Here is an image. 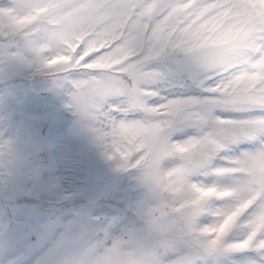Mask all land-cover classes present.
<instances>
[{"label":"clouds","instance_id":"9594fccd","mask_svg":"<svg viewBox=\"0 0 264 264\" xmlns=\"http://www.w3.org/2000/svg\"><path fill=\"white\" fill-rule=\"evenodd\" d=\"M86 3L0 0V64L17 62L57 85L71 84L66 107L119 170L135 175L146 197L125 227L87 218L65 224L59 212L51 213L32 264H226L222 258L232 253L264 250V173L248 163L264 154V135L252 148L236 150L245 138L233 137V120L216 115L241 109L226 102L235 90L207 91L200 101L208 102L198 105L205 120L174 118L168 102L185 99L152 95L177 62L206 88L259 73L264 89V0H110L100 24L73 15ZM185 3L190 7L183 9ZM174 10L184 29L176 42L159 55L153 50L150 56L149 46L132 49L126 59L116 55L123 41L113 39L114 32L126 25L134 34L153 35ZM98 60L107 66L89 67ZM73 73L79 78L69 79ZM133 87L157 112L134 106L126 94ZM27 166L4 120L0 176Z\"/></svg>","mask_w":264,"mask_h":264},{"label":"rangeland","instance_id":"374dc122","mask_svg":"<svg viewBox=\"0 0 264 264\" xmlns=\"http://www.w3.org/2000/svg\"><path fill=\"white\" fill-rule=\"evenodd\" d=\"M77 78L78 73L69 77ZM71 90V84L58 86L53 77L17 62L0 64V124L7 121L8 134L28 160L24 170L0 176V264H32L45 219L53 212L65 224L87 218L101 226L125 227L135 222L146 197L135 175L119 170L66 107ZM153 90L159 101L207 98L198 74L178 62ZM216 115L240 121L264 117V110ZM257 139L239 141L236 150L252 148ZM222 259L226 264H261L264 256L248 249Z\"/></svg>","mask_w":264,"mask_h":264},{"label":"snow or ice","instance_id":"6c2138e0","mask_svg":"<svg viewBox=\"0 0 264 264\" xmlns=\"http://www.w3.org/2000/svg\"><path fill=\"white\" fill-rule=\"evenodd\" d=\"M109 2L110 0H87V3L81 8L73 11V15L79 19L90 22L95 21L97 24H100L108 16ZM189 7V3H185L183 5V9H187ZM183 9H181V12ZM148 11L150 13L151 9ZM194 12L195 9H193V13ZM193 13H188V15H192ZM200 14L202 15L203 13ZM179 15L180 12H176V10H174V18L172 21L162 22L157 26L154 34L150 36H145L143 32L139 31V29H137L136 34H134L132 29L128 28L126 25L121 27L119 33L114 32L112 34L113 39L123 41V45L117 49L116 55L119 56L120 59H126L131 55L132 49L135 48L139 50L145 48V46H149L148 50L150 56L153 53V50H155L156 55H159V53L170 43L176 42L178 39V33L184 31L179 21L175 19V16ZM85 55H87V53H85ZM145 59H148V57ZM113 62L119 63V60H114ZM106 66L107 61H105V63H100L99 60L96 61V63L89 65V67H99L101 69ZM259 75V73H256L253 76H250L247 80H244L243 76L237 77L234 81H229L220 86L206 88V91L212 93L219 92L223 96L225 93L235 90L227 99V103L238 105L241 109L250 108L264 110V89L258 87L259 81L257 80V77ZM74 83H76V87H80L81 82ZM102 86L103 84L101 82L96 84V87L98 88ZM126 94L132 98L134 106L138 107L140 110L149 113L157 112L156 108H149L140 100L139 90L135 87L128 89ZM152 95L158 94L152 93ZM206 102L208 101L185 99L169 101L168 105L173 106L172 116L174 118L205 120V115L198 109V105ZM168 105H163V107L166 108ZM228 123L233 126L232 135L235 138L254 139L257 136L264 135V117L240 121H229ZM248 163L251 169L256 173H264V154L253 157ZM209 192H211V190H209ZM208 194L209 193H204V195ZM220 195H225V193H220ZM231 219L232 217H229V220ZM225 223L227 224L228 221ZM256 250L260 253L264 252V250H262L259 246Z\"/></svg>","mask_w":264,"mask_h":264}]
</instances>
